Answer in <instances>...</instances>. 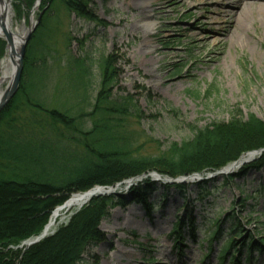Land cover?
<instances>
[{"label":"rangeland","instance_id":"obj_1","mask_svg":"<svg viewBox=\"0 0 264 264\" xmlns=\"http://www.w3.org/2000/svg\"><path fill=\"white\" fill-rule=\"evenodd\" d=\"M36 1L23 14L14 13L10 3L12 32L23 36L36 19L38 25L44 9L41 0ZM89 2L94 20L55 5L46 30H42L43 38L35 52L42 44L50 51L43 50L41 57L39 52L34 54V66L39 67L42 77L36 75V81L34 77L35 89L30 94L43 107L72 115L89 111L101 81L100 59L112 54L116 75L111 94L129 99L124 104L127 115L119 124L131 136V148L137 154H159L170 143L191 137L194 127L225 123L234 113L242 118L254 114L264 121V0H248L247 4L244 0ZM229 3L239 9L249 7L248 21L236 39L233 31L225 32L236 21L235 16L231 19L221 13ZM4 46L0 77L5 72L2 63L7 65L8 77L0 81L1 92L11 70ZM80 59L83 63L78 62ZM82 70L87 73L80 74ZM23 110L20 119L30 115L29 108ZM83 127H90V122ZM261 150L251 157L250 151L243 153L224 167L231 165V174L235 175L243 165L258 158L264 152ZM245 156H249L247 161L243 160ZM210 174L204 181H208L212 196L205 201L198 200L202 180L186 181L185 188L179 189L170 187L164 178H149L154 184L145 196L153 203L150 217L141 198L144 196L135 199L130 191L143 177L116 184L115 194L124 198V203L109 208L107 216L99 221L97 229L103 238L86 248L78 264H234L228 255L222 260L217 255L229 222L223 223L219 240L209 237L212 228H208L212 218L223 219L227 212H234L245 236L264 237V169L234 177L226 186L221 184L222 177L231 174ZM84 205L65 214L66 219L50 235ZM186 216L200 225L194 236L186 226L173 234L176 220ZM242 237L236 238L233 248L235 264H251L240 250ZM64 254H68L65 248L55 250L51 255L56 256L54 264ZM254 256L252 264L264 261V255Z\"/></svg>","mask_w":264,"mask_h":264},{"label":"trees","instance_id":"obj_2","mask_svg":"<svg viewBox=\"0 0 264 264\" xmlns=\"http://www.w3.org/2000/svg\"><path fill=\"white\" fill-rule=\"evenodd\" d=\"M33 1L11 0L10 3L14 13L23 14L31 8ZM40 5L44 11L26 46L18 90L0 110V264H54L56 256L51 255L64 248L68 254L57 258L58 264H78L86 248L103 238L97 229L99 221L107 216L109 208L122 205L124 198L115 193L95 196L53 235L32 246L22 245L31 236L38 235L52 211L74 193L86 192L95 186L114 187L124 179L142 177L150 172L171 179L194 173L205 177L243 153L264 149V121L254 114L242 118L236 116L240 113H234L225 123L194 127L191 137L170 143L159 154H137L131 148V136L119 124L127 115L124 104L129 99L111 94V82L116 75L112 54L100 59L101 81L89 111L80 110L77 115H72L69 111L43 107L30 93L35 89L33 79L35 77L36 81L40 72L39 67L34 66V54L39 52L41 57L43 50L50 51L42 44L35 52L43 38L42 30H46L51 19L50 12L59 5L77 13L78 17L88 20L95 17L88 10L89 0H41ZM4 45L5 41L0 38V58L5 54ZM85 73L87 71L82 70L80 74ZM24 108L31 110L30 115L20 119L19 113ZM87 121L90 127L86 129L83 126ZM260 169H264V152L243 165L235 175L223 176L221 184L226 186L234 177ZM149 178H141L130 191L133 190L131 195L135 199L144 196L141 198L147 209L146 215L150 217L153 203L145 196L153 190L154 184ZM208 185L204 180L199 183L198 200L205 201L212 196ZM169 186L185 188L183 183H170ZM211 221L213 224L208 229L212 228L209 237L213 240L222 237L223 223L229 222L217 254L221 260L228 255L230 262L236 263L233 248L237 244L236 238L242 236L240 250L245 261L252 264L256 260L254 253L264 255V237L245 236L234 212ZM176 222L171 228L173 234L186 226L194 236L200 226L189 216Z\"/></svg>","mask_w":264,"mask_h":264},{"label":"water","instance_id":"obj_3","mask_svg":"<svg viewBox=\"0 0 264 264\" xmlns=\"http://www.w3.org/2000/svg\"><path fill=\"white\" fill-rule=\"evenodd\" d=\"M10 1L11 0H0V6H1V10H0V27L3 31V34L0 36L6 43V53L8 55V61L10 63V75H9V81L6 84V86L4 87V90L0 93V110L11 100V98L15 95V93L18 90L19 87V82H20V76L22 74V70H23V58L25 55V51H26V46L27 43L29 41V38L32 34V32L34 31L37 23L38 19L35 20V22H32L31 24H29V26L27 27L25 33H23L24 35L22 36V38L20 40H17V47H15L14 44V35H12V32L8 31L6 26H5V22H6V18H7V12L8 10H6V5H10ZM40 0H37L36 2L39 3ZM262 150L256 152H249L248 155L254 156L256 153H260ZM231 165L224 167L222 170L217 171L216 173H211L209 176L213 177L216 175H223V174H231L233 172V169H231ZM150 177V179H152V177H156L157 179H161L164 178L168 183H184L186 181H193V180H198L199 181H203L204 177H202V175L198 174V173H194V174H190L189 176L186 177H179V178H175V179H171V178H167V177H161L158 173L156 172H150L147 175H143L142 177ZM207 177V175L205 176ZM141 177H137L134 178L132 180H137ZM156 178H154L156 180ZM130 182V180L128 181V183ZM117 185L115 187H103V186H95L94 188H103L105 189L103 192H92L91 190H93L92 188L84 193H88L89 198L86 201H89L91 198L98 196V195H109L112 193H116L115 189ZM65 203V202H64ZM63 203V204H64ZM62 204V205H63ZM62 205L56 207L54 210L60 208ZM53 210V211H54ZM52 211V212H53ZM49 222V220H48ZM47 224L44 226V228L42 229V231L36 235V236H31V238H28L27 240H25L22 245L25 246H32L33 244L38 243L40 240H42L43 238H45L46 236H49L51 232L47 233Z\"/></svg>","mask_w":264,"mask_h":264},{"label":"bare ground","instance_id":"obj_4","mask_svg":"<svg viewBox=\"0 0 264 264\" xmlns=\"http://www.w3.org/2000/svg\"><path fill=\"white\" fill-rule=\"evenodd\" d=\"M244 3L247 4L248 0H244ZM227 8V9H225ZM225 8H221L222 9V14L224 17H230L232 19L233 16H235L236 21L233 23L231 22L229 24V26L227 27V29L225 30V32H232V37L234 39L239 38V33L240 31L244 30V23H246L248 21L249 18V14L247 13V8H249L248 6H244L242 7V9H239L237 7H234L233 3H229L227 5H225ZM0 10H1V6H0ZM6 10H8L7 14V18H6V22H5V26L7 28L8 31H11V27H10V5H6ZM3 34V31L0 27V36ZM12 35H14V46L17 47V40H20L22 38V35H19L17 33L12 32ZM236 41V40H234ZM3 65H1V68L4 67L5 68V72H4V76L0 77V81L7 79L8 77V72H7V65H5L4 63H2ZM1 93V91H0ZM247 157L249 156H245L243 157L244 161H247ZM105 189L103 188H93V190H91L94 193H98V192H103ZM89 195L88 193H84L82 192H78V193H74L72 194L66 201H64L65 203L58 209L54 210L49 218V222L47 225V233L51 232L54 227L58 224V223H63V221L66 219L65 214L80 208L82 205H84L88 200Z\"/></svg>","mask_w":264,"mask_h":264}]
</instances>
